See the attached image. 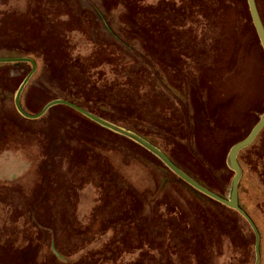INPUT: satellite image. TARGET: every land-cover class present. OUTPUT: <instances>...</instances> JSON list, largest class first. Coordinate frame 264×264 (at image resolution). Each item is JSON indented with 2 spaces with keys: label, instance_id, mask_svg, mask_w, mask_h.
<instances>
[{
  "label": "rangeland",
  "instance_id": "374dc122",
  "mask_svg": "<svg viewBox=\"0 0 264 264\" xmlns=\"http://www.w3.org/2000/svg\"><path fill=\"white\" fill-rule=\"evenodd\" d=\"M247 3L0 0V58L35 61L28 114L75 103L227 197L230 149L264 114ZM32 69L0 63V264H256L245 218L140 144L64 105L22 116ZM238 161L264 264V127Z\"/></svg>",
  "mask_w": 264,
  "mask_h": 264
},
{
  "label": "water",
  "instance_id": "95a60500",
  "mask_svg": "<svg viewBox=\"0 0 264 264\" xmlns=\"http://www.w3.org/2000/svg\"><path fill=\"white\" fill-rule=\"evenodd\" d=\"M256 3H257L256 0H248L247 4L249 7L251 17H252L253 26H254L256 33L259 37L258 39L260 41V44L264 50V24L262 22L263 20H262L260 13H259V10L257 8ZM17 62H30L33 64L32 72L28 75V77L26 78V80L24 81V83L22 84V86L20 87V89L16 95L15 104H16V107H17L19 113L22 116H24L27 119H37V118H40L41 116H43L49 108H51L55 105H57V106L58 105H64V106L70 107L72 109H75L76 112L81 113L82 115L90 118L94 123H96L102 127H105L112 132L127 136V138L132 139V141H135L136 143L140 144L141 146H143L148 151L155 154L167 168H169L172 172H174L176 175H178V178H180L182 181L186 182L187 184H189L190 186L195 188V190H197V191L205 194L206 196L212 198L214 201H216L222 205H225L232 210L239 212V214L242 215L247 220L248 224L254 230L253 232H254V234L256 236V240H257V244H256V248H255L256 257H257L256 264H260V262H261V253H260L261 237H260L259 229L256 226V224L254 223V221L252 220V218L247 214L248 212L240 204L239 183H240V179L242 178L243 171H242V167H241L238 160H239L240 151L243 150L244 148L250 146L252 143H254L257 136L259 135L260 131L263 129V127H264V114L262 115V117L259 120V122L257 123V125L254 126V128L252 129L250 134L244 140L236 143L230 149L227 164H228L229 168L231 169V171H233L235 173V176L232 179L230 194L227 197H222L219 194L213 192V190H211V189L203 186L202 184L198 183L194 178H192V176H190L189 174H187L186 172L181 170L179 168V166H177L165 153H163L159 148H157L154 145L145 141L143 137H140L134 133L128 132L127 130L120 128V127H117L113 124H110L109 121L104 120V119L92 114L91 112L85 110L84 108L76 106L75 103H72V102L66 101V100H54L51 103H48L45 106V108L42 110V112H40L39 114H37V115L28 114L22 108L21 95H22V91H23L24 87L26 86L27 82L29 81V79L31 78V76L33 75V73L36 69V63L34 60H32L30 58H25V57H23V58H0V63H17Z\"/></svg>",
  "mask_w": 264,
  "mask_h": 264
},
{
  "label": "trees",
  "instance_id": "16d2710c",
  "mask_svg": "<svg viewBox=\"0 0 264 264\" xmlns=\"http://www.w3.org/2000/svg\"><path fill=\"white\" fill-rule=\"evenodd\" d=\"M257 2V1H256ZM69 108V107H68ZM170 157V156H169ZM171 158V157H170ZM171 160L172 161H174L173 160V158H171ZM175 162V161H174ZM176 163V162H175ZM177 164V163H176ZM178 166H179V164H177ZM180 168H181V166H179ZM182 170H184L183 168H181ZM186 172V171H185ZM186 173H188V172H186ZM189 174V173H188ZM189 175H191V174H189ZM192 177L196 180V178L192 175ZM196 181H198V180H196ZM198 183H200V184H202L203 186H205V187H207V188H209V189H211V190H213V192H215V193H217V194H219V195H221V196H223V194L221 193V192H218L217 190H215V189H213L210 185H208V184H204V183H202V182H199L198 181ZM186 184V183H185ZM189 186V185H188ZM191 187V186H190ZM192 188V187H191ZM194 189V188H193ZM195 190V189H194ZM196 191V190H195ZM196 192H198V191H196ZM199 193V192H198ZM201 194V193H200ZM240 216V215H239ZM243 218V217H242ZM244 219V218H243ZM244 221L247 223V221H246V219H244ZM247 225L249 226V224L247 223Z\"/></svg>",
  "mask_w": 264,
  "mask_h": 264
}]
</instances>
